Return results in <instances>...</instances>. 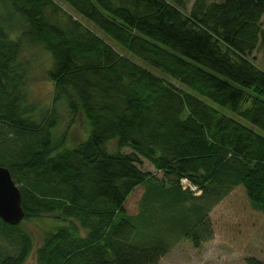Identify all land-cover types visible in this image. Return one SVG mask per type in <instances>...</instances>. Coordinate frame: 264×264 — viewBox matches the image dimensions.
I'll use <instances>...</instances> for the list:
<instances>
[{
    "label": "trees",
    "instance_id": "1",
    "mask_svg": "<svg viewBox=\"0 0 264 264\" xmlns=\"http://www.w3.org/2000/svg\"><path fill=\"white\" fill-rule=\"evenodd\" d=\"M187 1L0 0V166L22 221H53L34 248L22 221L0 220L19 230L0 264L31 253L35 264H159L179 236L211 239L209 212L237 186L264 213V69L251 57L264 49V0ZM33 46L50 54L68 129L78 115L87 124L72 146L55 113L34 115L23 57Z\"/></svg>",
    "mask_w": 264,
    "mask_h": 264
},
{
    "label": "rangeland",
    "instance_id": "2",
    "mask_svg": "<svg viewBox=\"0 0 264 264\" xmlns=\"http://www.w3.org/2000/svg\"><path fill=\"white\" fill-rule=\"evenodd\" d=\"M192 2L193 0L187 1V8H190ZM59 4L63 9L69 10L61 2ZM261 19L264 26V14ZM81 22L93 29L84 20ZM23 57L31 62L26 87L29 102L35 108L34 115L39 116L43 112L55 113L58 119L55 128L56 134L59 135L68 130L66 144L72 146L78 139L85 137L88 133V127L78 115L68 129L70 116L66 104L63 101H54V85L46 75V69L51 63L50 54L41 47L33 46L25 48ZM251 57L258 67L264 69L263 48H257ZM149 69L157 75L165 77L161 72L152 68ZM170 81L178 86L175 81ZM112 145L111 142L109 146L112 147ZM139 167L156 173L158 176L161 175L143 158H140ZM142 192L143 187L137 186L128 195L124 204L127 213L135 214L138 211ZM209 220L212 227L211 239L199 247H194L190 241L179 236L161 257L159 264H264V213L254 210L250 206L241 186L235 187L213 207L209 212ZM52 222V218L47 216L22 221L19 230L27 231L31 235L34 248H36L42 241L43 231ZM55 223L59 225L61 222L56 221ZM19 230L10 231L0 223V248H2V252H12L15 244L11 240L16 238ZM27 262L35 264L33 253L29 255Z\"/></svg>",
    "mask_w": 264,
    "mask_h": 264
},
{
    "label": "water",
    "instance_id": "3",
    "mask_svg": "<svg viewBox=\"0 0 264 264\" xmlns=\"http://www.w3.org/2000/svg\"><path fill=\"white\" fill-rule=\"evenodd\" d=\"M23 217L20 189L8 168L0 166V220L9 225H18Z\"/></svg>",
    "mask_w": 264,
    "mask_h": 264
},
{
    "label": "built area",
    "instance_id": "4",
    "mask_svg": "<svg viewBox=\"0 0 264 264\" xmlns=\"http://www.w3.org/2000/svg\"><path fill=\"white\" fill-rule=\"evenodd\" d=\"M180 185L183 189H190L192 191H194L196 194L199 193L198 191H196V187L192 186L185 178H182L180 180Z\"/></svg>",
    "mask_w": 264,
    "mask_h": 264
}]
</instances>
